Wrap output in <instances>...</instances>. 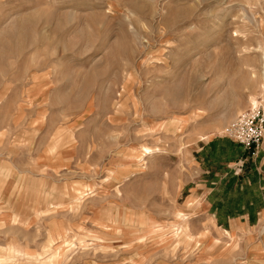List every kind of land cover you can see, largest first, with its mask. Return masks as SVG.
<instances>
[{
	"label": "rangeland",
	"instance_id": "1",
	"mask_svg": "<svg viewBox=\"0 0 264 264\" xmlns=\"http://www.w3.org/2000/svg\"><path fill=\"white\" fill-rule=\"evenodd\" d=\"M258 104L264 0H0V264H264Z\"/></svg>",
	"mask_w": 264,
	"mask_h": 264
},
{
	"label": "crops",
	"instance_id": "2",
	"mask_svg": "<svg viewBox=\"0 0 264 264\" xmlns=\"http://www.w3.org/2000/svg\"><path fill=\"white\" fill-rule=\"evenodd\" d=\"M230 140V139H229ZM237 144V143H236ZM242 153L249 154L248 152L244 151L243 148L238 144ZM257 153L258 150H257ZM236 163L230 165L229 167H234ZM130 165V164H129ZM245 171L242 174V178L238 180V177L232 176V180L229 182L233 187L228 192V198H230V205L234 204L235 206H239L241 203L243 206L249 208V212L251 213H262L264 212V148L259 153V156L253 160H249L248 163L244 166ZM241 171V170H240ZM10 174L8 172L7 176ZM73 194L75 196H84L83 190L72 188ZM117 189V186L115 187ZM215 193L212 192V196ZM70 195V194H69ZM72 195V194H71ZM59 197H66L64 190L59 194ZM66 200L54 202L56 206L63 205ZM213 203V202H212ZM218 204L224 207V203L218 201ZM47 205H49L47 203ZM48 209V208H45ZM44 211V209H43ZM228 211V210H227ZM15 220V219H14ZM13 250L15 252L14 247H10L8 252ZM10 256V255H9ZM8 254L6 255V259L9 257Z\"/></svg>",
	"mask_w": 264,
	"mask_h": 264
},
{
	"label": "built area",
	"instance_id": "3",
	"mask_svg": "<svg viewBox=\"0 0 264 264\" xmlns=\"http://www.w3.org/2000/svg\"><path fill=\"white\" fill-rule=\"evenodd\" d=\"M223 135L250 155H255L264 141V105L251 106L238 114L225 126Z\"/></svg>",
	"mask_w": 264,
	"mask_h": 264
},
{
	"label": "bare ground",
	"instance_id": "4",
	"mask_svg": "<svg viewBox=\"0 0 264 264\" xmlns=\"http://www.w3.org/2000/svg\"><path fill=\"white\" fill-rule=\"evenodd\" d=\"M148 153H150V151H149L147 148L142 149V150L140 151V155H139V157H138V156L134 157L135 161H136V160L139 161L140 157H144V156L147 155Z\"/></svg>",
	"mask_w": 264,
	"mask_h": 264
}]
</instances>
